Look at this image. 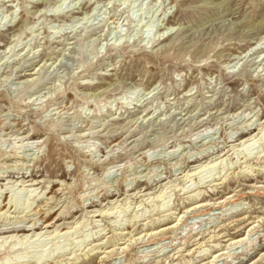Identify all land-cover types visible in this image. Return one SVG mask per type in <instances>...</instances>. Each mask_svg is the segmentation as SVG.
Returning a JSON list of instances; mask_svg holds the SVG:
<instances>
[{"label":"rangeland","instance_id":"rangeland-1","mask_svg":"<svg viewBox=\"0 0 264 264\" xmlns=\"http://www.w3.org/2000/svg\"><path fill=\"white\" fill-rule=\"evenodd\" d=\"M263 35L264 0H0V264H264Z\"/></svg>","mask_w":264,"mask_h":264},{"label":"bare ground","instance_id":"bare-ground-1","mask_svg":"<svg viewBox=\"0 0 264 264\" xmlns=\"http://www.w3.org/2000/svg\"><path fill=\"white\" fill-rule=\"evenodd\" d=\"M88 13V12H87ZM84 16V15H83ZM172 27V26H171ZM169 28V27H168ZM171 29V28H170ZM168 31H166V32H164V33H167ZM160 35H161V33H160ZM163 35V34H162ZM165 36H166V34H165ZM160 37V36H159ZM264 37V35L262 36V38ZM162 38H163V36H162ZM262 133V130H259V131H257V133L256 132H254V131H248V132H246L244 135H242V136H240V140H239V143L241 144V143H243V144H252V143H254L255 141H257V140H255V138L256 137H258L260 134ZM253 141V142H252ZM258 142H259V145H263V143H264V137H262L261 135L259 136V138H258ZM226 153H223L221 156H223V155H225ZM221 156H219V157H221ZM25 178V176H23V179H21L23 182H29V183H27V185H35V184H37V183H35V179L32 177V178H30V179H24ZM24 185H25V183H24ZM229 198H230V196L228 195V196H226V197H223V198H220V199H215V201H212L211 202V199H201V200H198V201H196V202H194L189 208H190V210H193V211H206V210H210L209 212L211 213V210L213 209L214 210V208H221V207H223V206H225V203L227 202V200H229ZM7 204V203H6ZM1 209V208H0ZM51 209V208H50ZM50 209L48 208L47 209V211L46 212H48V210L50 211ZM62 210V209H61ZM61 210L59 211V212H61ZM189 209H187V211H188ZM189 210V211H190ZM36 211V210H35ZM39 211V210H38ZM208 211H207V213H208ZM184 212V211H183ZM191 212V211H190ZM37 213V212H36ZM35 213V214H36ZM195 213V212H194ZM205 213V212H204ZM223 213V212H222ZM44 214H46V213H44ZM209 214V213H208ZM47 215V214H46ZM198 215H199V213H198ZM201 215H202V213H201ZM217 217L220 219L222 216H218L217 215ZM38 218V217H37ZM214 218V217H213ZM33 219V218H32ZM34 220V219H33ZM38 220H40V218L39 219H35L34 221H33V223L31 224V225H29L30 227H22V228H20V229H17V228H15V229H13V230H10V231H20V230H25V231H33V233H35V234H39L45 227H50V226H55V221H53V220H51V221H47L46 219L43 221L44 223H46V226L44 227V228H42V227H40L39 225H37V221ZM175 226H176V223H168V224H165V225H162L161 227H160V229L158 228V229H156L155 230V232L154 233H157V232H160V233H163V232H167L168 230H171V229H173V228H175ZM249 226H251V225H249ZM59 227L60 226H56V227H54V230L53 231H55V230H57V229H59ZM39 228H41L40 229V231H38V232H36ZM252 228H254V226L252 227ZM252 228H250L249 229V231H252L253 229ZM62 229V228H61ZM10 231H7V232H10ZM52 231V232H53ZM6 232V231H5ZM150 232H152L151 234H153V231H150ZM17 234V233H16ZM15 234V235H16ZM24 234V233H23ZM22 234V235H23ZM149 234V233H148ZM189 234L190 235H192L193 234V231L192 230H190V232H189ZM12 236L14 235V234H11ZM26 236L28 235V234H25ZM193 236H194V234H193ZM186 237V236H185ZM231 239V240H230ZM246 238H245V235H243V236H240V237H236V238H228V239H226V241H228V240H230L226 245H224L225 247L227 246V247H229V246H232V245H234V244H237V243H241V242H243L244 240H245ZM186 242V241H185ZM170 247H173L174 246V244H170L169 245ZM176 246V245H175ZM123 247V246H122ZM224 247V248H225ZM222 251V250H221ZM221 254H223V252L222 253H220V254H218V255H221ZM217 255V256H218ZM213 260L211 259V261L209 260V261H207V262H204V263H198V264H210L211 262H212Z\"/></svg>","mask_w":264,"mask_h":264}]
</instances>
